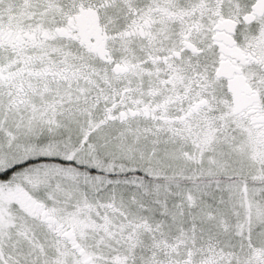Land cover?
Returning <instances> with one entry per match:
<instances>
[{"label": "snow or ice", "instance_id": "1", "mask_svg": "<svg viewBox=\"0 0 264 264\" xmlns=\"http://www.w3.org/2000/svg\"><path fill=\"white\" fill-rule=\"evenodd\" d=\"M0 264H264V0H0Z\"/></svg>", "mask_w": 264, "mask_h": 264}]
</instances>
